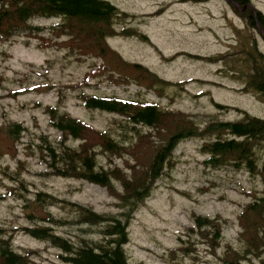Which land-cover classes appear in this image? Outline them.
<instances>
[{
    "label": "rangeland",
    "instance_id": "rangeland-1",
    "mask_svg": "<svg viewBox=\"0 0 264 264\" xmlns=\"http://www.w3.org/2000/svg\"><path fill=\"white\" fill-rule=\"evenodd\" d=\"M125 17L115 18L114 30L139 32L107 38L108 45L128 61L139 64L171 83L154 92L131 85L110 84L107 79L84 78L101 65L94 56L80 55L73 45L64 44L68 33L51 31L57 19L36 18L29 25L42 28L40 37L15 31L0 42V224L20 229L43 225L38 219L27 221L24 207L35 193L44 191L99 214L117 215V200L96 185L74 179L44 176L46 165L39 160L41 138L58 144L61 135L48 124L46 108L58 106L96 130L109 132L120 140L130 138L120 116L86 109L81 94L115 96L121 99L155 102L163 110H179L201 129L211 122H232L244 111L264 119V96L244 89L245 74L250 69L242 50L252 37L264 56V35L248 28L243 17L234 13L225 0H109ZM264 17V0H249ZM252 9V8H251ZM245 11V9H244ZM253 11V10H252ZM177 83V84H172ZM155 89V88H154ZM223 107V108H221ZM9 123L22 127L16 139L7 132ZM126 136L124 138H121ZM205 140L188 139L178 144L169 167L157 180L149 197L138 207L128 225L129 241L125 251L129 264H220L226 245L241 249L237 241L236 216L250 199V192L264 188V142L253 148L256 171L232 166L211 168L204 165ZM73 148L77 141L66 142ZM98 165L108 167L121 160L97 155ZM18 181H21L19 183ZM118 188V185L115 184ZM28 197V198H24ZM65 203L50 207L51 215L67 216ZM39 212V211H37ZM48 213V212H46ZM40 215V214H38ZM194 216L227 221L220 247L212 254L193 227ZM57 234L77 242L78 237L100 238L98 228L51 226ZM12 248L18 253L34 251L40 264L59 263L58 251L35 240L23 231L10 232ZM187 248L186 254L178 250ZM171 250H175L172 253ZM264 251H258L244 264H261Z\"/></svg>",
    "mask_w": 264,
    "mask_h": 264
},
{
    "label": "trees",
    "instance_id": "trees-1",
    "mask_svg": "<svg viewBox=\"0 0 264 264\" xmlns=\"http://www.w3.org/2000/svg\"><path fill=\"white\" fill-rule=\"evenodd\" d=\"M231 1L238 6H231V9L243 17L248 28L260 29L264 34L261 12L252 11L249 0ZM125 16L109 0H0V42L9 40L15 31L34 33L28 36L40 37L42 28L29 25L28 21L55 18L58 23L51 31L67 32L70 39L64 44L75 46L80 55L90 54L101 60V65L86 75L82 86H87L88 80L107 79L115 85L135 83L161 97L156 87L167 86L169 82L139 64L124 60L107 43V38L116 35H135L145 40V36L139 32L123 29L117 33L114 30V19ZM248 45L250 48H244L241 52L245 55L244 63L250 66L245 74L244 89L264 96V56L258 50L255 38L252 37ZM79 99L86 109L120 116L123 123L130 127L127 132L131 136L119 141L109 132L96 130L59 111L57 106L47 107L48 124L60 133L61 139L54 144L45 137L41 138L39 160L46 165L44 176L80 180L101 187L117 200L119 212L117 215L99 214L91 207L65 203L44 191L36 192L34 199L28 202L29 207H24L25 210L31 209L25 211L24 218L27 221L38 219L44 224L9 231L0 224V264H40L32 258L36 252L18 253L12 248V235L9 233L19 230L56 249L59 252L57 264H129L125 251L129 241V222L155 188L164 169L169 167L178 144L184 140H205L202 151L207 155L204 160L207 167L232 166L236 170L243 167L250 173L256 171L253 148L264 142L262 118L238 111L242 115L237 121L211 122L201 129L187 114L179 110H163L155 102L84 94ZM21 127L20 124L9 123V137L16 139ZM68 139L77 141V147L68 145ZM98 154L105 155L109 161L111 158L120 159L123 169L116 163L108 167L98 165ZM261 173H264V168ZM247 195L251 199L236 216L237 241L242 243V248L226 245V250L219 257L220 264H244L258 257V251H264V188L260 193L250 192ZM59 203H65L69 213L56 219L51 215L50 207ZM192 224L190 231L196 230L212 254H216L227 221L219 216H194ZM51 226L79 227L80 233L88 232L83 227L89 230L98 228L100 238L94 241L80 236L77 242H72L57 234ZM178 250L186 254L188 249L179 247ZM171 252L175 253V250Z\"/></svg>",
    "mask_w": 264,
    "mask_h": 264
}]
</instances>
